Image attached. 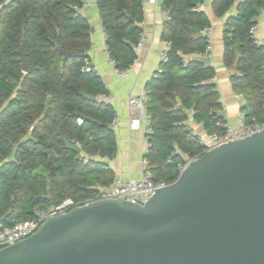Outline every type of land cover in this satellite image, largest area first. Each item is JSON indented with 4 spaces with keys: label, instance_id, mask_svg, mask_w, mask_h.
Masks as SVG:
<instances>
[{
    "label": "trees",
    "instance_id": "obj_1",
    "mask_svg": "<svg viewBox=\"0 0 264 264\" xmlns=\"http://www.w3.org/2000/svg\"><path fill=\"white\" fill-rule=\"evenodd\" d=\"M7 1L0 0V221L13 225L33 217L38 207L91 195L94 185L112 182L114 172L106 163L85 159L82 153L112 156L117 143L111 127L115 110L97 100L108 90L99 75L83 70L88 55L64 59L60 50H89L90 24L74 10L85 2ZM96 2L110 56L116 67L128 69L138 57L143 0ZM162 2L170 17L162 38L170 48L162 71L147 85L153 133L145 156L155 180L170 183L180 174L182 153L195 157L205 152L199 136L180 124L188 118L184 109L192 108L194 119L209 133H223L226 118L210 80L215 68L188 58L208 54L209 37L202 30L211 20L204 10L194 9L204 0ZM234 4L237 12L223 27L224 63L232 69L233 89L243 96L247 120L264 122V46L250 32L264 13V0H211L218 17ZM21 46L29 64L37 67L32 72L22 69ZM18 142L19 163L8 162Z\"/></svg>",
    "mask_w": 264,
    "mask_h": 264
},
{
    "label": "water",
    "instance_id": "obj_2",
    "mask_svg": "<svg viewBox=\"0 0 264 264\" xmlns=\"http://www.w3.org/2000/svg\"><path fill=\"white\" fill-rule=\"evenodd\" d=\"M19 53L23 71L37 68ZM0 264H264V128L205 151L144 203L105 198L49 218Z\"/></svg>",
    "mask_w": 264,
    "mask_h": 264
},
{
    "label": "crops",
    "instance_id": "obj_3",
    "mask_svg": "<svg viewBox=\"0 0 264 264\" xmlns=\"http://www.w3.org/2000/svg\"><path fill=\"white\" fill-rule=\"evenodd\" d=\"M143 4L144 19L141 23L142 31L140 34L144 37L143 47L140 50H136L138 57L128 68L129 74L127 76H119L116 73L115 65L110 55L105 51L107 46L106 33L96 0H86L81 9V15L88 21L91 28V46L85 52L88 55L87 60L97 70L108 93L114 96V99L109 103L113 106L115 114L118 116L117 123H113V118L111 120V127L116 136V153L110 156L99 153L89 155L83 152L82 156L85 159L99 160L106 163L113 170L115 178L123 181L137 180L142 177L145 169L143 158L150 146L144 124L139 129L130 127V119L138 114V110L129 105V98L131 96H146L148 99V82L157 77L162 71V63L164 61L162 53L170 48V42L162 38L164 22L170 18L167 8L162 0H143ZM201 4L211 20L213 33L211 35L212 47L210 55L200 56L211 59V66L215 68L216 72L210 80L217 86L220 101L223 105L222 114L226 118V125L235 127L241 116L245 115L242 111L243 96L242 98L236 96L239 93L233 89L230 80L232 69L224 63L223 27L226 18L237 12V6L234 4L225 16L218 17L212 10L211 0H204ZM256 36L259 44L264 46V13L258 18ZM192 57L193 55L188 58ZM176 99L177 103L180 104L181 99L179 97ZM184 112L188 118L180 122V124L186 125L192 130L194 135L199 136V141L203 139L208 142L210 133L205 129L202 122L194 119L192 108H186ZM182 156L183 161L192 157L187 153H182ZM49 206L51 205L38 207L36 210Z\"/></svg>",
    "mask_w": 264,
    "mask_h": 264
},
{
    "label": "built area",
    "instance_id": "obj_4",
    "mask_svg": "<svg viewBox=\"0 0 264 264\" xmlns=\"http://www.w3.org/2000/svg\"><path fill=\"white\" fill-rule=\"evenodd\" d=\"M83 1L86 2V0ZM81 9L82 7L80 5H74V10L76 11L77 15H81ZM194 9L199 11L203 10V5L198 4L194 7ZM256 31L257 25H253L250 29V32L255 42L259 43V40L256 36ZM202 32L209 37L207 51L208 55H210L212 47L211 35L213 33V29L211 26H206ZM143 42L144 37L141 35L139 42L135 46V49H142ZM105 51L110 55L108 46H106ZM162 57L164 60H166L168 57V51H164L162 53ZM111 60L115 65V61L112 57ZM83 70L87 72H94L96 75H98L97 70L91 65L89 60H86ZM115 70L119 76H127L129 74L128 69H121L115 66ZM236 96L238 98H242L241 94H236ZM97 99L99 102L109 103L114 99V96L111 93H104L98 95ZM129 105L132 108L138 110V114L136 116H132L130 119V127L133 129H139L142 127V124H144L147 134L146 137L149 140L151 134L153 133V127L150 114L147 110V97L131 96L129 98ZM78 121L81 123L82 119L79 118ZM112 121L113 123H117L118 116L116 114L114 115ZM263 128L264 122H259L254 117L251 119V121H248L245 115H243L239 119L237 126L234 127L227 124L225 125V131L223 133L212 132L208 136V142L200 139V143L202 146H204L205 151H207L222 143L237 140L247 135L253 134ZM199 156L200 155L190 157L187 160L180 162L177 166L179 172L181 173L192 160L198 158ZM143 162L145 164V169L142 177L137 180L123 181L121 179L115 178L107 185H94V193L91 195L82 198L66 197L60 203L36 210L33 217L19 221L13 225H5L0 221V249L29 237L35 233L49 218L67 213L75 207L87 205L99 199L115 198L118 200L131 201L135 203L146 202L158 188L164 187L168 183L164 180H155L152 170L148 167V159L146 156L143 158Z\"/></svg>",
    "mask_w": 264,
    "mask_h": 264
}]
</instances>
